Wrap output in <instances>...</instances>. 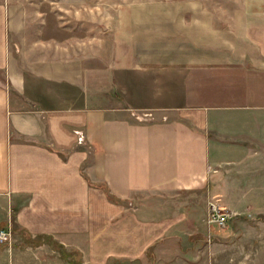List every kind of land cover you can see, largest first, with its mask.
I'll list each match as a JSON object with an SVG mask.
<instances>
[{"label": "crops", "instance_id": "0c3cea01", "mask_svg": "<svg viewBox=\"0 0 264 264\" xmlns=\"http://www.w3.org/2000/svg\"><path fill=\"white\" fill-rule=\"evenodd\" d=\"M44 17L0 0V221L31 242L0 260L187 264L158 199L264 191V0L137 4L92 37Z\"/></svg>", "mask_w": 264, "mask_h": 264}, {"label": "rangeland", "instance_id": "374dc122", "mask_svg": "<svg viewBox=\"0 0 264 264\" xmlns=\"http://www.w3.org/2000/svg\"><path fill=\"white\" fill-rule=\"evenodd\" d=\"M16 9H37L55 25L56 36H63L67 29L62 26L69 24L73 36L92 37L102 30L98 27L106 26L117 10L132 6L152 5L168 1L175 7L180 1L199 2V7L210 8L220 16L224 12L238 9L243 0H5ZM50 27V33L51 26ZM62 28V29H60ZM64 29V30H63ZM102 29V28H101ZM144 114V113H142ZM146 114V113H145ZM255 172V169L251 170ZM108 197H113L106 191ZM224 193H220L223 197ZM232 197V196H231ZM163 204L162 210L167 216L182 218L177 232L192 234L189 246L201 253L194 252V256L184 257L187 264H264V191L254 190L244 193H234L228 205L222 201H212L208 188L192 194H178L174 197L158 199ZM218 206L221 212L227 213L231 219L225 226L213 225L208 222L211 205ZM256 204L260 205L259 208ZM262 206V207H261ZM235 208V210H234ZM2 209V208H0ZM0 211H3L0 210ZM8 221L1 223L0 229L12 228L13 241L11 245L0 246V253L31 243L24 232L15 225L14 217L7 211ZM191 243V244H190ZM171 261V258H168ZM71 264H83L80 258L70 253ZM156 260H152V264ZM0 264L7 263L1 259ZM70 264V263H69ZM110 264H127L113 261Z\"/></svg>", "mask_w": 264, "mask_h": 264}, {"label": "built area", "instance_id": "2783aa9c", "mask_svg": "<svg viewBox=\"0 0 264 264\" xmlns=\"http://www.w3.org/2000/svg\"><path fill=\"white\" fill-rule=\"evenodd\" d=\"M231 219V216L227 213L220 211L218 206L212 204L211 212L208 217L209 224L225 226L228 221ZM13 241V231L12 228L8 227L5 229H0V246L11 245Z\"/></svg>", "mask_w": 264, "mask_h": 264}, {"label": "trees", "instance_id": "16d2710c", "mask_svg": "<svg viewBox=\"0 0 264 264\" xmlns=\"http://www.w3.org/2000/svg\"><path fill=\"white\" fill-rule=\"evenodd\" d=\"M42 243V241L41 240H39L38 242H37V244H41Z\"/></svg>", "mask_w": 264, "mask_h": 264}]
</instances>
